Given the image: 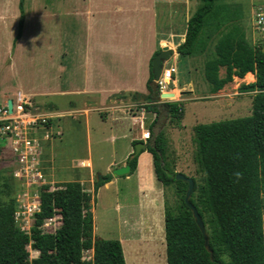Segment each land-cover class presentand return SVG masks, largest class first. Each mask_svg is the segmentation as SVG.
I'll return each instance as SVG.
<instances>
[{
	"label": "trees",
	"instance_id": "trees-1",
	"mask_svg": "<svg viewBox=\"0 0 264 264\" xmlns=\"http://www.w3.org/2000/svg\"><path fill=\"white\" fill-rule=\"evenodd\" d=\"M26 1L19 2L15 42L22 37ZM198 2L187 23L185 41L177 49L179 55L183 58L206 55L204 75L212 94H217L235 77L243 79L252 74L255 82L243 84L239 90L257 93L250 116L198 124L193 129L194 162L203 177L199 185L194 179L190 202L203 219L209 249L185 203L188 184L176 180L177 173L168 163L165 132L155 133L157 120L154 122L146 151L153 156L158 181L164 187L174 186L180 199L177 206L166 202V262L264 264V50L247 40L241 26L244 14L241 4L233 0ZM160 52L161 49L157 50L151 60L149 84L153 80L152 61ZM149 84V104L145 109L159 115L162 106L170 122L176 120L180 124L184 118L182 104H157ZM138 157L131 155L127 160L130 174L136 170ZM105 183L96 185L95 190ZM4 189L9 194L11 186L5 183ZM48 190L49 186L42 187L39 211L34 214L30 232L15 223V199L0 201V264H126L119 240H95L93 217L87 211L92 195L80 183H65L55 192ZM55 214L62 218L61 227L54 235H46L45 220ZM28 246L39 253L38 257L31 259ZM90 250L92 259L86 261L83 253Z\"/></svg>",
	"mask_w": 264,
	"mask_h": 264
},
{
	"label": "crops",
	"instance_id": "crops-1",
	"mask_svg": "<svg viewBox=\"0 0 264 264\" xmlns=\"http://www.w3.org/2000/svg\"><path fill=\"white\" fill-rule=\"evenodd\" d=\"M29 1L25 3L26 19L22 37L15 42L17 31L16 35L7 39L8 59L11 63L7 61V73L4 82L2 80L5 86L0 91V101L4 104L20 93L31 103L32 111L48 117L47 130L52 138L59 137L60 141L65 130H70L74 124L66 121L64 125H58L55 131L56 119L67 115L84 118L87 154L80 159L78 169H86L85 177L60 183L78 182L86 192L92 194L91 214L94 222L99 191L117 188L122 178L108 179L97 191L96 180L99 176L108 177L115 168L127 166V160L134 153L135 143L147 145L146 134L150 135L154 122L157 120L156 128L163 117L160 116L164 113L162 106H159V115L145 109L149 104L151 60L155 52L163 47L174 51L171 56L173 63L183 58L177 49L185 41L187 23L192 17L191 0H39L38 11L33 14ZM233 3L240 4L239 0H233ZM179 5L182 6V24L167 29L164 26L163 29L161 13L165 14L163 18L171 16L173 19V13L179 11L177 8L178 11L173 10L174 6ZM258 6L251 11H255V15L264 14V5ZM242 7L244 14L241 26L249 41L245 26L249 9ZM33 16L37 19L38 27L30 26ZM6 20V15L0 14V28ZM254 21H257L255 16ZM3 55L7 56L5 53ZM197 57L183 59L190 61ZM170 61L164 67L176 68ZM188 63L187 73H190ZM177 74L176 68L173 82L168 87V92L174 93L175 98L157 104L191 102L197 95L193 79L187 74L183 81L176 77ZM179 92L187 93L176 99ZM51 98L56 99L57 104L50 102ZM60 102L65 105L55 107ZM49 106L54 111L44 109ZM183 110L184 118L180 124L185 128L184 107ZM166 127H169V123ZM165 128L162 131L167 138L168 129ZM41 133V168L49 169L50 172L55 160L47 148L52 146V138L46 147L47 139ZM171 134L174 137L177 130ZM93 138L98 142L94 143ZM100 156H109L111 161L99 163L102 159ZM50 176L53 177L52 173ZM133 176L138 179L141 201L137 211L131 210L136 209V206H130L124 214L125 221H129L127 230L139 234L141 240L165 243L162 239V236L165 239V187L158 181L153 156L146 149L138 157L136 170L125 181L131 180ZM118 210H121L120 206ZM127 240L129 238L125 235L119 238L125 258ZM88 252L93 254L92 250Z\"/></svg>",
	"mask_w": 264,
	"mask_h": 264
},
{
	"label": "rangeland",
	"instance_id": "rangeland-1",
	"mask_svg": "<svg viewBox=\"0 0 264 264\" xmlns=\"http://www.w3.org/2000/svg\"><path fill=\"white\" fill-rule=\"evenodd\" d=\"M19 1L20 0H0V14L6 15L7 18L6 21L1 23L0 28V91H2L4 89L3 87L5 86L3 83V78L7 73V61L10 62V59H8L9 51L7 50L9 48L7 47V39L11 35H16L18 31L20 16ZM197 2L198 0H191L192 9L190 12H193L192 15L199 5V2L198 5ZM239 2L246 9H249L247 12V18L245 20V26L246 30H248L247 33H249L250 43L255 46H262L264 48V25L261 26L257 23V21H254V16L257 18V15H255V11H251L253 7L256 8L258 5H264V0H239ZM27 3L28 0L26 1V4ZM29 3L31 14L37 12L39 0H30ZM176 8L181 13L176 10ZM173 10L178 11L176 14L173 13V19H171V16L170 18H163L162 15L165 14L161 13L160 23L163 29L164 26L165 29H167L173 25L179 26L180 23L182 24V6H174ZM36 20L37 19L35 16L31 18V27L39 26ZM4 53L7 56L3 55ZM170 60L169 61L172 64H175L176 68L178 69V74L176 75L178 79H183V81L186 80L187 74L189 75L188 77L193 79L197 95L194 96L191 102H182V105L186 110V117L184 120V125L186 126L185 128H183L181 124H178L176 120L170 122L169 118L167 119L169 127H166L167 123L164 126V128L166 127L165 129H168L169 134L167 133V138L168 142H170L168 149V163L176 173H181L186 177L195 179L196 184L199 185L202 183L203 176L198 173L197 166L194 162V154L196 151V146L194 143V127L198 124H210L214 122L250 116L253 111V97L257 92L242 93L240 92L239 88L243 84L254 83L253 80L255 76L253 77V75H250L248 78L244 77L243 79L234 78L231 83L227 84L221 91L214 95L210 92V87L204 75V66L207 60L206 56L193 58L190 59V61H188V59L179 58L176 59L174 63L172 57ZM187 62H189L188 65L190 68V73H187ZM224 74L225 70L222 69L221 76H224ZM182 96L184 95L179 92L176 99L181 98ZM13 100H15V98H13ZM49 101L53 104H57V100L54 98H51ZM0 104H2L1 101ZM4 104H2V106ZM62 105H65V103L60 102L59 105L55 107L61 108ZM44 109L48 111L53 110L54 108L49 106L44 107ZM163 119L164 118L162 117L160 120L161 123ZM66 121L73 122V127L70 128V130L67 129L68 132L65 130V135L64 137L61 136V141L59 140V137L52 138L50 140V142L52 141V146L47 148L55 160L53 162V170L49 172V169L44 170V168L42 170L44 180L39 181L36 185L32 186L30 183L28 184V182L33 181L28 179V177H25L26 175H16V173H18L19 166L15 165V159L9 157H7L9 159H4L3 151L2 154L0 152V190H3L0 192V201L6 202L11 198L15 199L17 205L15 223L18 228L25 230L26 232H30L31 228L33 227L35 222L34 214L37 212L35 208H39V206L30 205L35 204L36 199L39 200L43 186L47 185L49 186V192H55L56 190L61 189V186L64 182H71L78 179L82 180L85 177L84 171L86 169H78L80 159L86 157L87 154L86 125L84 118L71 117L70 115H67L65 118L56 119L54 123L55 131L58 130V125L62 123L64 125ZM161 123H159V126L155 128V133L160 131ZM175 130H177V135L172 137L171 132ZM41 134L44 136L45 131H42ZM95 136L96 135L93 133V137ZM48 140L45 142V144L47 143L46 147L49 143ZM93 142L95 143L98 141L93 138ZM94 158H96V153H94ZM101 158L102 159L99 161V163H103L105 160L108 163L111 161L109 156ZM103 167H105V165H103ZM13 172L15 176L13 175ZM50 173H52L53 177L50 176ZM127 176L120 177L122 178V181H120L117 188L111 187L109 191H103V189L99 191L97 197L98 206H96L94 210V238L95 240H119V238L123 235H125L126 238H129V240H127L125 243L126 264H167L166 240L163 238V236L162 239L165 243L154 241L148 242L141 240L139 234H132L127 230V223H129V221H125L124 214L128 211L127 209H129L130 206H136V209L131 210L137 211L140 208L139 204L141 201L138 179L136 176H133L131 180L125 181ZM107 181L108 179L104 182ZM98 182L99 179L96 180L97 186L101 184ZM5 183H8L11 186L9 194L6 189H4ZM101 187L102 186L99 188ZM117 190H119V192ZM165 198L166 202L170 206H177L178 202L180 201L174 186L170 188L165 187ZM118 206L121 207V210H118ZM60 227L61 216L55 214L51 218L45 220L44 233L46 235H54L60 229ZM38 255L39 253L31 248V259L38 257ZM91 255L93 254L85 251L83 253L84 260H91ZM224 258L227 260V257Z\"/></svg>",
	"mask_w": 264,
	"mask_h": 264
},
{
	"label": "built area",
	"instance_id": "built-area-1",
	"mask_svg": "<svg viewBox=\"0 0 264 264\" xmlns=\"http://www.w3.org/2000/svg\"><path fill=\"white\" fill-rule=\"evenodd\" d=\"M257 18V23L264 25V14H258ZM174 73H176V68L164 67L158 81L159 92L168 93ZM8 101L0 106V152L2 154L3 151L4 159H15V165L19 166L16 175H26L25 177L33 181L28 184L33 186L44 180L41 169L42 145L39 132L45 131L43 138L47 140L52 138V134L47 130L49 119L45 115L32 111L31 103L20 93L16 94L15 100H11L12 113L8 111ZM145 139L150 140V135L146 134ZM30 206L40 207V201L36 199L35 204ZM35 209L39 211V208ZM27 249L30 252L31 246Z\"/></svg>",
	"mask_w": 264,
	"mask_h": 264
},
{
	"label": "water",
	"instance_id": "water-1",
	"mask_svg": "<svg viewBox=\"0 0 264 264\" xmlns=\"http://www.w3.org/2000/svg\"><path fill=\"white\" fill-rule=\"evenodd\" d=\"M173 54H174L173 50L169 49L168 47H163L161 49V52L158 55H156L152 61L153 80L150 82L149 86L151 87L152 93L155 96L157 102H161L164 100H170V99L175 98L174 93L159 92V87H158V81L161 77L162 71L164 69V65L167 61H169V59L171 58V56ZM186 93L187 92H181L182 95H185ZM12 106H13V103L11 100H9L8 101V107H7L9 113H12ZM160 116H163V118H164L162 123L160 122L161 123L160 131H162V129L166 125L167 119H168L167 110H165V112L163 114L161 113ZM146 146L147 145L145 143H142V142L137 143L134 146L133 157L139 156L141 154V152L146 149ZM130 173H131V167L129 165L121 167V168H117V169L113 170L108 175L107 178H103V177L99 176L98 177V179H99L98 183H102L105 180L111 179L113 177L127 176V175H130ZM176 180L183 181V182L188 184V190H187L186 196H185V203L188 206V208L192 211L193 216H194L195 221H196V224L198 225L199 229L201 230V232L204 236L205 246L209 249V239H208V234H207L203 219L200 216V214L198 213L197 208L190 202V199H191L192 194H193L194 189H195V181L193 178L186 177L184 174H181V173H177ZM92 209H93V206L90 205L87 211L91 214Z\"/></svg>",
	"mask_w": 264,
	"mask_h": 264
}]
</instances>
